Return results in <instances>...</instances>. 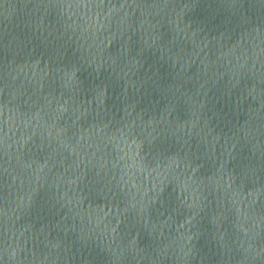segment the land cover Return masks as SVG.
<instances>
[{"label":"water","instance_id":"water-1","mask_svg":"<svg viewBox=\"0 0 264 264\" xmlns=\"http://www.w3.org/2000/svg\"><path fill=\"white\" fill-rule=\"evenodd\" d=\"M0 264H264V0H0Z\"/></svg>","mask_w":264,"mask_h":264}]
</instances>
